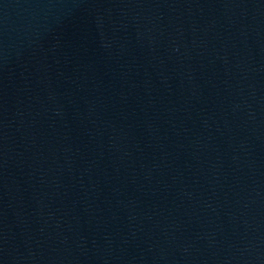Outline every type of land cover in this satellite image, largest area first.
<instances>
[{"label":"water","instance_id":"95a60500","mask_svg":"<svg viewBox=\"0 0 264 264\" xmlns=\"http://www.w3.org/2000/svg\"><path fill=\"white\" fill-rule=\"evenodd\" d=\"M0 264H264V0H0Z\"/></svg>","mask_w":264,"mask_h":264}]
</instances>
